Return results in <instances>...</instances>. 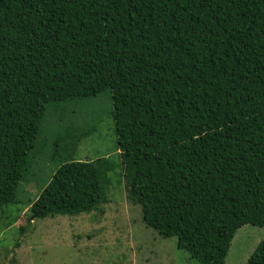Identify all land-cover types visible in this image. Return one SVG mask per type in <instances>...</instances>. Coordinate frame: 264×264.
<instances>
[{
  "label": "trees",
  "instance_id": "16d2710c",
  "mask_svg": "<svg viewBox=\"0 0 264 264\" xmlns=\"http://www.w3.org/2000/svg\"><path fill=\"white\" fill-rule=\"evenodd\" d=\"M107 90L114 186L147 228L199 264H226L242 227H264V0H0V215L34 181L49 110L58 122L60 106ZM66 131L28 196L32 218L108 202L116 165L77 160L91 132ZM248 264H264V241Z\"/></svg>",
  "mask_w": 264,
  "mask_h": 264
},
{
  "label": "rangeland",
  "instance_id": "374dc122",
  "mask_svg": "<svg viewBox=\"0 0 264 264\" xmlns=\"http://www.w3.org/2000/svg\"><path fill=\"white\" fill-rule=\"evenodd\" d=\"M54 109L49 110L43 125L44 146L30 157L34 181L22 183L18 205L0 215V264H199L188 252L178 249L177 237L163 238L147 228L141 207L126 199L124 184L114 186L124 182V176L111 114V91L60 106L58 122L49 121ZM78 127L91 135L81 143L76 159L105 157L116 165L110 174L108 202L91 214L30 217L25 207L28 196L36 199L57 168L50 159L56 139L67 129L73 132ZM263 241L264 227H242L234 237L226 264H248Z\"/></svg>",
  "mask_w": 264,
  "mask_h": 264
}]
</instances>
